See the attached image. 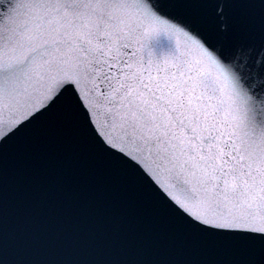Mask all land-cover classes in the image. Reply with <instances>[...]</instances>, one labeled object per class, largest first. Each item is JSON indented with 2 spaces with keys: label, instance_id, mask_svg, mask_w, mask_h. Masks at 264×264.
I'll return each mask as SVG.
<instances>
[{
  "label": "snow or ice",
  "instance_id": "snow-or-ice-1",
  "mask_svg": "<svg viewBox=\"0 0 264 264\" xmlns=\"http://www.w3.org/2000/svg\"><path fill=\"white\" fill-rule=\"evenodd\" d=\"M21 140L115 174L167 248L11 252ZM0 264H264V0H0Z\"/></svg>",
  "mask_w": 264,
  "mask_h": 264
},
{
  "label": "water",
  "instance_id": "water-1",
  "mask_svg": "<svg viewBox=\"0 0 264 264\" xmlns=\"http://www.w3.org/2000/svg\"><path fill=\"white\" fill-rule=\"evenodd\" d=\"M10 251L34 258L156 253L167 242L144 234L151 219L131 211V189L121 193L115 174L87 160L59 174L25 141L9 144L5 161ZM110 177V178H109ZM159 223L174 226L163 216Z\"/></svg>",
  "mask_w": 264,
  "mask_h": 264
}]
</instances>
